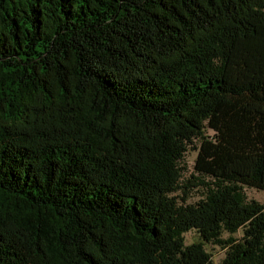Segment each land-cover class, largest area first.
I'll return each instance as SVG.
<instances>
[{
  "label": "trees",
  "instance_id": "1",
  "mask_svg": "<svg viewBox=\"0 0 264 264\" xmlns=\"http://www.w3.org/2000/svg\"><path fill=\"white\" fill-rule=\"evenodd\" d=\"M245 185L264 190V0H0V264H264Z\"/></svg>",
  "mask_w": 264,
  "mask_h": 264
},
{
  "label": "rangeland",
  "instance_id": "2",
  "mask_svg": "<svg viewBox=\"0 0 264 264\" xmlns=\"http://www.w3.org/2000/svg\"><path fill=\"white\" fill-rule=\"evenodd\" d=\"M207 133H209L210 135L213 134V132L209 129H207ZM198 143L199 141L196 140L195 144ZM196 157L197 150H193L192 148H190L180 161V165L182 166L184 171L182 176V185L183 188H187L189 186L191 187L188 196V202L191 203L198 201L202 196H204V193L208 186V181H210V177H208L207 175H201L196 173L194 168ZM194 175H198L199 178H193ZM243 191L245 192L248 198H253L264 202L263 189H258L253 186L245 185ZM177 193L181 195L182 191L180 190ZM185 236L187 243H192L193 241H198L200 239L198 232L195 229L191 231L189 230L187 233H185ZM206 248L209 252L213 254V259L215 262L221 261L224 257L225 249L220 247V245L208 243L206 244Z\"/></svg>",
  "mask_w": 264,
  "mask_h": 264
}]
</instances>
